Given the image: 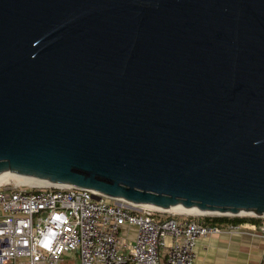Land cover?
I'll return each mask as SVG.
<instances>
[{
  "label": "water",
  "instance_id": "obj_1",
  "mask_svg": "<svg viewBox=\"0 0 264 264\" xmlns=\"http://www.w3.org/2000/svg\"><path fill=\"white\" fill-rule=\"evenodd\" d=\"M264 217V0H0V176Z\"/></svg>",
  "mask_w": 264,
  "mask_h": 264
},
{
  "label": "built area",
  "instance_id": "obj_2",
  "mask_svg": "<svg viewBox=\"0 0 264 264\" xmlns=\"http://www.w3.org/2000/svg\"><path fill=\"white\" fill-rule=\"evenodd\" d=\"M176 215L82 188L8 182L0 185V264H194L200 239L241 228ZM242 217L261 219L253 235L264 239V217ZM123 227L135 228L133 241Z\"/></svg>",
  "mask_w": 264,
  "mask_h": 264
},
{
  "label": "crops",
  "instance_id": "obj_3",
  "mask_svg": "<svg viewBox=\"0 0 264 264\" xmlns=\"http://www.w3.org/2000/svg\"><path fill=\"white\" fill-rule=\"evenodd\" d=\"M256 226L245 222L240 224L238 232L216 233L200 239L195 248L194 264H259L264 239L253 235ZM121 232L128 240H134V227H123Z\"/></svg>",
  "mask_w": 264,
  "mask_h": 264
},
{
  "label": "trees",
  "instance_id": "obj_4",
  "mask_svg": "<svg viewBox=\"0 0 264 264\" xmlns=\"http://www.w3.org/2000/svg\"><path fill=\"white\" fill-rule=\"evenodd\" d=\"M173 216L178 217V215H173ZM186 217L187 219L193 218L190 215H186ZM199 218L200 221L205 225L222 226V227H225L227 225H240L245 222H252L255 225H259L262 221L261 219L247 218L242 216H202Z\"/></svg>",
  "mask_w": 264,
  "mask_h": 264
},
{
  "label": "bare ground",
  "instance_id": "obj_5",
  "mask_svg": "<svg viewBox=\"0 0 264 264\" xmlns=\"http://www.w3.org/2000/svg\"><path fill=\"white\" fill-rule=\"evenodd\" d=\"M9 178H21V177H13V176H10V175H7V174H5V175H2V176H0V185L1 184H5V183H8L10 180H9ZM7 179V180H6ZM26 179H28V178H26ZM19 180V179H18ZM28 180H31L30 182H33V183H30V182H28V181H26L27 183H29V184H31L30 186H33V187H40V186H42L43 184H42V182H39V181H36V180H33V179H28ZM25 185V184H24ZM27 185V184H26ZM29 186V185H28ZM29 186V187H30Z\"/></svg>",
  "mask_w": 264,
  "mask_h": 264
},
{
  "label": "rangeland",
  "instance_id": "obj_6",
  "mask_svg": "<svg viewBox=\"0 0 264 264\" xmlns=\"http://www.w3.org/2000/svg\"><path fill=\"white\" fill-rule=\"evenodd\" d=\"M19 179V180H18ZM7 180V179H6ZM9 183L12 184V185H22L23 187H29L31 184L27 183L26 181L30 182L31 180H28L26 178H9ZM30 183H33V182H30ZM25 184V185H24ZM27 184V185H26ZM29 185V186H28ZM30 187H33V186H30ZM111 201V200H110ZM172 215H176V213H172ZM67 263V262H66ZM73 263V261H68L67 264H71Z\"/></svg>",
  "mask_w": 264,
  "mask_h": 264
}]
</instances>
